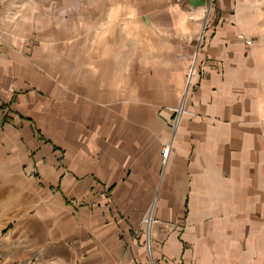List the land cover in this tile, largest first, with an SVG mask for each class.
<instances>
[{
	"label": "crops",
	"instance_id": "crops-1",
	"mask_svg": "<svg viewBox=\"0 0 264 264\" xmlns=\"http://www.w3.org/2000/svg\"><path fill=\"white\" fill-rule=\"evenodd\" d=\"M240 1L0 0V264H264V21Z\"/></svg>",
	"mask_w": 264,
	"mask_h": 264
},
{
	"label": "built area",
	"instance_id": "built-area-1",
	"mask_svg": "<svg viewBox=\"0 0 264 264\" xmlns=\"http://www.w3.org/2000/svg\"><path fill=\"white\" fill-rule=\"evenodd\" d=\"M234 1H240V0H234ZM213 3H214V0H210L209 10L211 9ZM204 34L205 33L203 30V32L200 36V39H199V46H201V44L204 40ZM195 74H196L195 61H193V64H192V66L189 70V74H188L189 78L187 79V84H186L185 90L182 94L180 103L177 107H174L171 109V111L173 112V125H172L173 135H175V133L177 132L183 117L188 113L187 109H186V103L188 100L189 88H190L193 76ZM172 146H173V142L165 145V147L162 149V156H163V159L165 161H167L169 156H170ZM155 212H156V206H155V204H152L150 206V209L148 210L146 217L143 220L145 231H146V235H145L146 236V243L145 244H146L150 259H151V253H152V231H153L154 225L156 223Z\"/></svg>",
	"mask_w": 264,
	"mask_h": 264
},
{
	"label": "rangeland",
	"instance_id": "rangeland-1",
	"mask_svg": "<svg viewBox=\"0 0 264 264\" xmlns=\"http://www.w3.org/2000/svg\"><path fill=\"white\" fill-rule=\"evenodd\" d=\"M239 3H242L243 5L253 4L255 6V9L257 10L256 15H258V19L261 20V21H264V0H241ZM241 14H244V12H242ZM208 19L209 20L211 19L210 10H209V12L206 13V16H205V20L207 21ZM188 76H187V79L189 78ZM186 84H187V82H186ZM191 85H192V82H191ZM191 85H190V88H189V93H190ZM188 98H189V95H188ZM262 238L264 240V236Z\"/></svg>",
	"mask_w": 264,
	"mask_h": 264
}]
</instances>
